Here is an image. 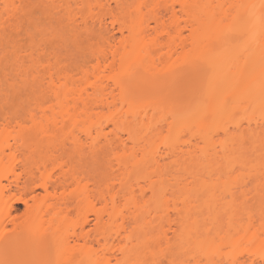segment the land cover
<instances>
[{
    "label": "bare ground",
    "instance_id": "bare-ground-1",
    "mask_svg": "<svg viewBox=\"0 0 264 264\" xmlns=\"http://www.w3.org/2000/svg\"><path fill=\"white\" fill-rule=\"evenodd\" d=\"M50 1L54 9L69 0ZM111 1L86 2L108 10L119 35L105 17L74 20L68 6L74 22L59 27L83 32L94 45L74 67L58 53L50 57L30 27L34 44L16 47L13 71L0 65V88L11 87L5 99L29 91L27 106L0 105V264L17 263L24 245L43 253L39 264H106L108 254L117 264H140L146 255L153 264H264V206L252 207L244 190L237 200L230 186L245 175L264 184V0H161L150 18L160 0ZM19 3L0 0V45L6 27L23 28ZM92 8L80 10L90 15ZM243 32L244 51L226 37ZM178 50L225 69L199 105L165 113L158 101L138 100V89L166 76L158 65ZM249 107L256 117L244 125L236 114ZM108 158L111 176H88L80 165L100 159L105 167ZM168 175L177 190L164 185ZM24 257L23 264L35 262Z\"/></svg>",
    "mask_w": 264,
    "mask_h": 264
},
{
    "label": "rangeland",
    "instance_id": "rangeland-1",
    "mask_svg": "<svg viewBox=\"0 0 264 264\" xmlns=\"http://www.w3.org/2000/svg\"><path fill=\"white\" fill-rule=\"evenodd\" d=\"M52 1H54V0H52ZM56 1H58V0H56ZM69 1L71 2V0H69ZM76 1H77V3H76ZM86 1L85 2L81 1L82 3L84 2L82 4L80 2V0H75V1L73 0L72 2L75 5L71 2L72 6L70 3H68V2L66 3L65 0H64L65 3H62V1H60V3H59V1H58V3L62 4V6L56 5L58 8L55 7L54 9H52L54 6L51 5L52 2L50 0H20L19 10H18L17 15H16V20L17 19L20 20V22L23 25V28L20 30V32H16L12 26L6 27L4 34L2 35L3 36L2 45H0V65L2 67H6L7 72H12L13 71L12 62L14 61V59L16 57L18 58V56L20 55V53L18 51H17L18 54L15 55L14 50L16 52V47L19 48L22 46L24 48L26 47L25 49H28L31 46V44H34V43H30L31 41H30L29 37L27 36L26 31H25L26 27H30L29 32L31 31L30 33L32 35L36 34V36L33 37L34 41L36 40V42H39L38 43L39 45L43 44V46L46 48L47 52L50 54V57L53 56L54 53H58V55L61 57V59L64 60L65 64H66V62H68V64L70 62H73V64L70 63L71 65H73V67H74V64H76V62L82 61L83 56L88 55V51L90 50V52H91V50L94 48V45H92L93 41L89 40L86 36H84L83 32H80L79 34L77 32H74L76 30L75 29L72 30L73 28H71V26L67 27V29L62 28V30H61V28H60L61 24L63 25L62 27H65L66 25L68 26L70 24H73V22H74V21H71L68 19V13H69V16L71 15V18L73 17V19L77 20V21L79 20V16L82 17L83 15H84V17H86V20L89 22H90V20H88V19L91 17H94V18L97 16L105 17L106 18V25L108 26L109 31L111 33H115V34L117 33L119 35V33L116 32V29L115 28L113 29V27H111V25L109 23V21H110L109 11L108 10L98 11L97 8L93 7L94 5H91L92 3H89L90 1L89 2H86ZM93 1L96 3L97 0H93ZM247 1H250L252 3L255 0H247ZM47 2L50 3L51 7L46 5ZM157 2H158V0H157ZM87 3L91 5V7L88 6L90 9L92 7L94 8V9L92 8L93 11L90 15H88L86 13V12L89 13L88 10H90V9H87V11H86ZM151 3H150V6H152V5L154 6V7H152L153 10H147V8L150 6H148L145 9L143 8L144 10H142L143 12L145 10H147L148 18H150L149 12L152 13V11H154V9H156V8L161 9L162 4H163V3H161V0L156 5H155V2L152 5H151ZM63 4H65V5H63ZM79 4L82 5V7H80L78 9L77 7H79ZM111 4L113 5V3H111ZM73 5H74V7H73ZM68 6H70V9L73 7L71 9V11H70V9L68 11ZM75 6H76V8H75ZM127 6H130V5H127ZM131 6H133V5L131 4ZM74 8H75V10H73ZM82 8L86 12L83 10H80ZM176 9H179L177 5H176ZM66 10L68 11V13L66 12ZM115 10H113V14H114ZM127 11L128 10H120L118 12V15L121 16L122 13L128 14ZM131 14L134 15L133 12ZM75 15H77V18L75 17ZM176 17L181 19L182 18L181 13H179V12H178V14L176 13ZM166 18H168V16ZM69 21H71L70 24L67 23ZM33 23H36V24H33ZM150 23L153 24V22H150ZM54 28H56L57 30L60 28L59 31L61 30L62 33H61V31L60 32L58 31L59 33L57 32V34L60 35V33H61V35H62V36L60 35L61 38L56 36V34H55L56 30L54 31ZM68 28L71 30H69ZM52 29H53V31H52ZM63 34L65 36L64 38H63ZM245 34H246L245 32H243L241 34L240 33L230 34V36L228 35L230 38L228 36H226V37L228 39H230L231 42L234 43L235 46H237L238 49H242L244 51V48H243L244 45L243 44H244V37H245L244 35ZM219 41H220L219 38H214L212 40V46H214V48H215L216 45L219 43ZM36 42H35V45H38V44H36ZM94 42H96V38H95ZM28 45H30V46H28ZM13 46H15V47H13ZM27 46H28V48H27ZM23 52L21 51L22 56H20V58L25 57L24 56L25 53H24V55L22 54ZM258 54L259 53L257 50H254L252 53V55H254V56H257ZM86 57H84V58L86 59ZM89 57H90V54H89L88 58ZM17 58H16V60H18ZM23 60L25 61V58ZM26 60H29V59H26ZM17 63H16V65L18 66L19 63L18 64ZM82 63H80V64H82ZM13 64H14V62H13ZM27 64H28V62H27ZM68 64H66V65H68ZM77 64H79V63H77ZM20 65H21V61H20ZM17 66L14 69H16ZM162 66H164L163 74H166V76H161L158 80H154V81L150 82L148 84V86L146 85V87H143V88L141 87L140 89H138V91H140V90L142 91V94L140 96L138 95V98L143 96L142 98H139L138 100H141L142 102L144 101V103L150 102V100H152V102L154 101V103L156 101H158V103H160V104L159 105L157 104V105L160 106V108L163 107V109H161V110H163L165 113H167V112L170 113L171 110L175 111L176 113L180 112V111L182 113H184L188 109L191 110L193 108V106L199 105L201 97L203 95V91L206 88V85L208 84V82L217 74H220V73L223 74L224 69H225V64H223V63L216 64L214 66H211L210 63L202 64L198 61L197 56L195 54H184V53H181L179 50L171 59L167 60L166 62H164L161 65H158L159 68ZM14 73H16L15 70H14ZM3 74L4 73L2 72V69H1L0 70V78L2 77ZM167 75H170V76H167ZM8 85H9V82H7V83L4 82L0 88V105L6 104L9 107L11 106L12 110L16 109L21 104L27 106L26 101H28V99H27L28 98L27 94L29 93L28 90L23 89L21 91V97L16 96V95H12L13 97L10 96L7 99H5L4 94L11 90L10 85L9 86ZM144 88H147V89H145L146 93L143 90ZM22 101H23V103H22ZM180 105H182V106H180ZM191 106H192V108H191ZM250 108L251 107H249V110H246L244 113L240 114V112H238L236 114L238 117L243 118L242 121H243L244 125H246V121L248 119L247 117H251L252 115H255V112L252 111V109H250ZM165 110H167V111H165ZM168 110H170V111H168ZM3 114H4L3 112L0 113V118L3 116ZM252 117H256V115L252 116ZM165 126H167V125H165ZM165 126L162 128L163 133H166L167 127H165ZM244 130L248 131V129L246 127H244ZM249 137H248V135H246L245 140L250 141ZM249 141H246L247 145H249ZM98 160L100 162L97 161L96 163H94L95 161L88 159L87 161L91 164L86 165L85 161H81L80 165H82L83 169L86 170L85 172H86V174H88V176L98 177L100 172H101V174L106 173L107 176H111L113 173H111L112 168L109 165V158L106 161L105 167L103 166V161L100 159H98ZM99 165H100V167L101 166H103V167L100 168ZM206 177L208 179V176H206ZM223 177L226 178L225 176H222V179H223ZM168 178H170L169 175H168ZM240 178H236V179H239V182H237V180H235L236 181L235 183L231 182V184H230L231 190L235 191V197L237 198V200L241 199V194H242V191L244 190L246 193V196H247L248 203L250 205H252V207L255 206L258 209V207L261 206L263 208V206H264V187H263L264 184H262L263 178L261 179L262 183L256 182L254 179H252L251 177H249L247 175H245L242 178V180H243V181L241 180L242 182L240 181ZM216 182L217 181H214L215 185L218 184L219 186H221V183L216 184ZM222 182H225V181L222 180ZM227 182H229V180ZM164 185H167V187H169L172 190L178 189V185L175 183V181L172 178L166 180ZM218 185L216 188L217 190L215 189L217 195L219 193L218 192ZM228 186H229V184H228ZM255 186H257V191H256L257 194H260V195H255V193H254V189H256ZM219 190H221V189H219ZM221 193H223V192H221ZM146 194H147V196H149L150 192L148 190H146ZM155 196L157 198V195H155ZM221 196H223V195H221ZM242 196H243V194H242ZM152 198H153V199H151L152 203H154V201L158 200L159 197L157 199H154V196H153ZM227 199H230L229 196L228 197L226 196V200ZM151 200H150V203H151ZM238 204H239V202H238ZM23 205L24 204H21L20 202L14 204V207L16 208V211L18 214L21 212H24L23 211L24 210ZM73 214H72V217L74 216ZM90 219H91L90 224H89L90 226H87L88 228H90L93 224L92 223L93 218L91 216H90ZM73 221H75V219ZM22 247L25 249H24V252L20 251L21 252L20 256L17 257L18 258L17 260H19V261H17V263H16V262H14V261H16V258H15V260L12 258V261L9 262L10 264L13 262L15 264H19V263L23 264L24 260L23 261H21V260L23 259L24 256H25L24 257L25 261L28 260L27 263H30L31 262L30 260H32V259H34V260L37 259L39 252L37 255V253H35V251L30 249L29 247H27L25 245ZM229 248L230 247L225 246L222 249L226 253L229 250ZM18 252L19 251H17L16 254L19 255ZM46 253L47 252H45V254ZM41 255H39L40 258L38 257L39 261H41V257H42ZM53 255H54V253H50V254L47 253L46 256H43V258L45 257L46 259H48L49 256L53 257ZM107 257H109V258L107 259L106 264H117L115 257H113L112 255H109V254ZM145 257H146V259H145ZM37 260H35V262L32 260L33 263L32 262L31 263L32 264H34V263L39 264L36 262ZM140 260H141L142 264L143 263L144 264H153V262H154L153 259H151V257L148 255L141 256ZM167 261H169L167 258L162 260L163 264H170V263H167ZM24 263H26V262H24ZM137 264H139V262Z\"/></svg>",
    "mask_w": 264,
    "mask_h": 264
}]
</instances>
